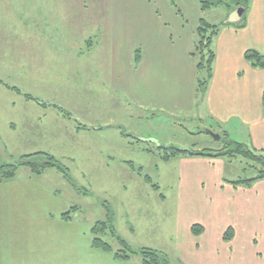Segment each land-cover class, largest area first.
<instances>
[{
	"label": "crops",
	"instance_id": "obj_1",
	"mask_svg": "<svg viewBox=\"0 0 264 264\" xmlns=\"http://www.w3.org/2000/svg\"><path fill=\"white\" fill-rule=\"evenodd\" d=\"M36 1L37 45L46 56L69 57L58 60L73 64L61 67L64 73L106 77L102 87L112 101H122L124 110L125 105L135 106L139 119L146 111L154 117L157 110L191 115L219 135V143L224 138L236 141L264 156V68L246 59L250 51L264 56V0H252L234 22L227 8L225 13L218 8L202 12L198 0ZM202 21L220 26V31L213 43V75L200 99L194 52ZM37 106V118L46 115ZM115 127L122 128L101 125L98 131ZM222 158H172L189 165L180 171L189 184L180 187L166 241L153 246L171 264H264V179L247 185L222 179L208 167ZM23 172L0 183V264H142L140 256L124 262L95 249L93 224L76 215L66 219L67 206L56 191L28 178L27 169ZM160 200L167 202L162 194ZM195 226L201 229L198 234ZM229 230L234 234L227 240Z\"/></svg>",
	"mask_w": 264,
	"mask_h": 264
},
{
	"label": "rangeland",
	"instance_id": "obj_2",
	"mask_svg": "<svg viewBox=\"0 0 264 264\" xmlns=\"http://www.w3.org/2000/svg\"><path fill=\"white\" fill-rule=\"evenodd\" d=\"M36 2L0 0V155L9 163L38 153L54 156L69 171L75 186L56 168L27 177L54 189L67 212L78 209L76 218L93 226L106 219L104 204L110 205L119 235L136 250L154 249L166 241V224L171 218L174 221L170 212L179 201L180 187L189 184L180 175L189 165L182 159L164 161L167 149L216 150L227 140L219 143L191 115L169 116L157 110L154 117L146 111L147 116L139 119L135 106L125 105L124 110L122 101H112L114 97L102 87L106 77L99 80L89 72L64 73L61 67L73 64L58 60L69 57L46 56L37 45ZM28 10L30 15L25 16ZM217 10L227 11L225 7ZM93 72L98 75L96 64ZM37 105L44 107L46 115L37 118ZM55 115L66 121L59 122ZM101 125L122 128L102 133L98 131ZM215 163L208 167L227 181L255 178L261 170L243 156ZM191 165L204 171L203 166ZM18 175H25L23 169ZM144 175L161 190L148 185ZM160 194L167 198L164 205ZM105 238L115 250L120 249L113 238Z\"/></svg>",
	"mask_w": 264,
	"mask_h": 264
},
{
	"label": "trees",
	"instance_id": "obj_3",
	"mask_svg": "<svg viewBox=\"0 0 264 264\" xmlns=\"http://www.w3.org/2000/svg\"><path fill=\"white\" fill-rule=\"evenodd\" d=\"M252 0H198L202 12L213 10L214 8L225 7L230 12L238 9L246 11ZM240 26V25H239ZM220 26H213L204 21L201 22L197 30V43L194 52L195 58L198 60V89L197 93L200 99L204 97L207 85L213 75V65L216 59V54L213 50V43L218 36ZM246 59L251 61L256 68H264V56L255 51H250L246 54ZM204 74L203 78L199 75ZM7 86V85H5ZM8 87V86H7ZM9 88V87H8ZM166 155L162 158L164 161H170L179 155H199L206 157H235L243 156L261 166V170L257 177L234 182L235 185L252 184L257 180L264 179V156H259L251 151L246 145L236 142L227 141L221 149H205L201 151L180 150L176 148L167 149ZM56 168L73 183L69 171L52 155L46 153H38L29 156H22L18 162H6L0 155V183L16 179L20 170L27 169L31 175L40 176L46 169ZM144 180L155 190H159V186L154 184L152 179L144 175ZM106 219L98 221L92 228V245L95 249L106 253L113 254L115 259L119 261H130L135 256H140L142 264H171L170 258L161 251L152 248H141L136 250L132 248L127 241L119 235L116 229L115 213L113 208L105 203ZM78 209H73L63 216L66 219H72L74 212ZM201 229L197 226L193 228L194 233L198 234ZM233 231L229 230L226 233L225 239L230 240L233 236ZM106 236L113 238L120 249L115 250L112 244L108 241Z\"/></svg>",
	"mask_w": 264,
	"mask_h": 264
},
{
	"label": "water",
	"instance_id": "obj_4",
	"mask_svg": "<svg viewBox=\"0 0 264 264\" xmlns=\"http://www.w3.org/2000/svg\"><path fill=\"white\" fill-rule=\"evenodd\" d=\"M244 14V11L242 9H238L236 11H234L230 17V20L232 22L237 21L238 19H240ZM209 134H211L216 140L220 139V136L215 134L214 132H212L211 130H209Z\"/></svg>",
	"mask_w": 264,
	"mask_h": 264
}]
</instances>
